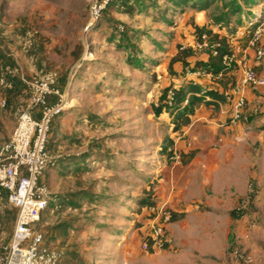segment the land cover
Returning <instances> with one entry per match:
<instances>
[{
    "label": "rangeland",
    "instance_id": "1",
    "mask_svg": "<svg viewBox=\"0 0 264 264\" xmlns=\"http://www.w3.org/2000/svg\"><path fill=\"white\" fill-rule=\"evenodd\" d=\"M231 1L198 12L170 0H114L89 26L93 0H0L3 142L16 126L17 108L29 102L24 81L51 71L59 78L60 98L48 101L50 108L62 105L48 142L57 165L41 177L51 201L36 226L59 264H227L235 251L255 264L264 254V138L249 143L243 156H226L228 172L213 175L209 185L199 179L192 199L163 203L164 175L175 165L163 149H191L184 131H173L163 94L211 51L197 47L194 25L233 49L249 48L251 24L264 30V0L252 7L235 0L243 12L226 15ZM263 38L264 32V45ZM181 51L190 56L175 61ZM248 55L264 77V59L255 65L251 48ZM248 98L259 109L252 121L262 120L255 132H264V88L250 89ZM247 162L250 178L242 188ZM250 187L255 196L241 209ZM15 219L16 209L0 194V256ZM157 224L170 242L149 245L145 239Z\"/></svg>",
    "mask_w": 264,
    "mask_h": 264
},
{
    "label": "built area",
    "instance_id": "2",
    "mask_svg": "<svg viewBox=\"0 0 264 264\" xmlns=\"http://www.w3.org/2000/svg\"><path fill=\"white\" fill-rule=\"evenodd\" d=\"M110 2L111 0H93L90 3L89 26L98 22L103 10ZM262 28V23L255 28L249 42L255 65L260 64L264 59V45L260 43L264 32ZM217 46L216 44L209 46L205 36L202 37V43L197 44L199 49L210 48L214 56L216 55L214 48ZM249 48H230V55L223 58L224 66L230 69L234 65L237 72L234 82L222 92L224 102L218 106L223 105L224 107L219 113L226 116V119L225 122L219 123L217 126L223 131L240 127L241 134L234 137V141L237 143L244 142L247 136L254 131L252 119L259 114L258 108H254L252 111L248 110L249 90L264 88V77H259L255 68L248 63ZM205 76L211 77L202 70L193 71L191 67L187 66L184 68V77L179 85L197 86L198 80ZM24 83L30 91L29 102L25 108L19 111L16 127L8 142L0 140V189L8 194L7 201L16 209L14 228L10 240L0 256V264H59L60 255L57 251L49 250L43 246L42 235L36 230L42 212L51 201L50 192L41 183V177L57 162L56 158L46 150V144L50 123L54 115L62 110V105L48 107L49 97L60 98L57 89L58 75L51 71L39 80L24 81ZM172 97L171 90L168 94L169 104ZM6 107V101L0 100V111ZM36 110L39 112V118H35ZM185 146L190 148L191 144L187 141ZM171 151L170 160L175 165L180 164V152L175 148ZM254 196L253 188H248L241 200V209H245ZM163 208L164 206L161 208V212ZM162 214L167 220L166 211ZM150 237L154 244L158 240L170 242L168 238L164 239L163 226L159 224L156 227L152 226ZM143 247L147 248L146 243ZM227 264H252V259L245 251H235L230 255Z\"/></svg>",
    "mask_w": 264,
    "mask_h": 264
},
{
    "label": "crops",
    "instance_id": "3",
    "mask_svg": "<svg viewBox=\"0 0 264 264\" xmlns=\"http://www.w3.org/2000/svg\"><path fill=\"white\" fill-rule=\"evenodd\" d=\"M198 84L202 91L215 89L220 93L224 92L221 88L216 89L217 84L209 76L200 78ZM7 87L9 90L12 89L9 84ZM248 102H250V100ZM248 104V110L252 111L255 107L250 103ZM223 107V105L218 106L217 111L204 106L200 107L192 117L190 125L183 129L184 137L191 144V149L185 148L182 152L185 156L193 152L194 156L191 160L187 161V163H182V165H180L181 163L178 165H172L164 175V187L162 188L164 193L163 196L166 197L164 198L163 203H166L169 200L175 201L172 200L174 197L185 200L189 199L187 197L192 199L191 195L194 193L195 187L199 185V179L201 180V185H209L210 181L213 180V175H224L228 172L223 166L226 156L234 158L243 156L241 154L243 150L246 149V146H249V143H255L260 140L263 141L264 132H255V129L260 127L262 120L254 119V132L249 134L246 140L242 143L234 141V137L241 134L242 129L240 127H234L229 131L219 129L217 124L225 122L226 119V116L219 113ZM22 108V106L17 108L15 113L16 116ZM36 112L37 110L35 111V118H37ZM12 132L9 133L8 139H10ZM2 139V135L0 134V140L3 141ZM261 141L259 144H262ZM247 164L248 162L241 170L242 179H240V182L242 188H245V183L250 178L249 165ZM216 179H219V176H216ZM227 179L229 181L234 180L233 177H227ZM256 252L254 251V253ZM255 262V264H264V254L260 257H256Z\"/></svg>",
    "mask_w": 264,
    "mask_h": 264
},
{
    "label": "trees",
    "instance_id": "4",
    "mask_svg": "<svg viewBox=\"0 0 264 264\" xmlns=\"http://www.w3.org/2000/svg\"><path fill=\"white\" fill-rule=\"evenodd\" d=\"M196 1V2H195ZM218 1H225V0H170V2L176 6V7H187L189 4L192 5L194 9H197L198 12L206 10L209 6L213 5L214 3ZM243 5L245 6H254L256 5L257 0H240ZM114 0H111V2L106 6V8L103 10L100 19L105 14V12L110 8V6L113 4ZM243 10L241 6L238 5V3L235 0H232L229 3L228 10L226 15H232L233 13H242ZM223 15L222 18H218L217 21H222L224 19ZM98 20V22L100 21ZM241 22V21H240ZM239 22V23H240ZM259 22L256 24H253L251 29L254 31L257 26H259ZM240 25V24H239ZM194 32L196 41L198 43H202V37H206V41L208 45L216 44L218 45L215 47L214 51L216 52V55H212L211 51L208 52V59L206 61H199L197 64H190L189 67L192 68L193 71L202 70L204 73L211 75V79L217 84V88H221L223 90L227 89L228 86H230L234 80H235V72L236 67L233 65L232 68H226L223 64V58L225 56L230 55V47L227 43V40L225 38L220 37L217 34H214L210 30H206L205 28H200L196 25H194ZM190 56V51H181L177 58V60H181L182 58H186ZM184 71V70H183ZM220 75V78L218 76ZM184 77V73H182L181 79ZM59 81V78H58ZM180 81L178 83H180ZM58 88V84H57ZM172 90L173 97L172 100H168V94L169 91ZM57 98L54 96L49 97L51 98ZM163 100H164V107H166L169 110V115L171 119V125L173 127L174 132L183 131L184 128L188 127L191 123V119L194 116L195 112L202 106L211 108L214 111L218 110V105L222 104L224 102V98L222 96V93L218 92V90L211 89L208 91H202L200 85L194 86L192 84H186L184 86H180L179 84H175L174 86H171L167 90H165L163 94ZM49 101V99H48ZM7 103V102H6ZM161 109H157L156 112L160 113ZM53 121V119H52ZM52 121L50 123L49 132H48V140L46 144V150L53 155L48 148V142H49V136H50V129L52 125ZM16 127V126H15ZM15 129V128H14ZM172 143V142H171ZM165 152L168 150V155L171 157L172 155V148L169 150L168 148L163 149ZM181 155V161L182 163H187V161L191 160L194 156V153L191 152L187 156H185L182 152H180ZM187 158V160H186ZM57 165V162H56ZM56 165L52 168L54 169ZM0 194H3L7 196L8 194L0 189ZM48 207V206H47ZM47 209V208H46ZM40 222V221H39ZM38 225V224H37ZM36 225V226H37ZM41 235L42 233L37 230ZM43 238V235H42ZM149 245H151V237L145 239ZM43 246L47 248L44 244L43 239ZM49 249V248H47ZM51 250V249H49Z\"/></svg>",
    "mask_w": 264,
    "mask_h": 264
}]
</instances>
